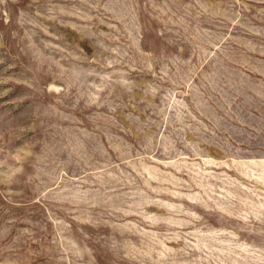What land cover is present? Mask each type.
<instances>
[{
	"label": "rangeland",
	"instance_id": "obj_1",
	"mask_svg": "<svg viewBox=\"0 0 264 264\" xmlns=\"http://www.w3.org/2000/svg\"><path fill=\"white\" fill-rule=\"evenodd\" d=\"M0 264H264V0H0Z\"/></svg>",
	"mask_w": 264,
	"mask_h": 264
}]
</instances>
